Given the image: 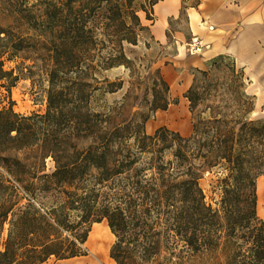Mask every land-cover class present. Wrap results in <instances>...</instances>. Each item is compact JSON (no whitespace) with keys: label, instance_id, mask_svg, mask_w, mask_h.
Returning <instances> with one entry per match:
<instances>
[{"label":"trees","instance_id":"1","mask_svg":"<svg viewBox=\"0 0 264 264\" xmlns=\"http://www.w3.org/2000/svg\"><path fill=\"white\" fill-rule=\"evenodd\" d=\"M158 1L50 0L38 9L31 35L0 26V57L29 52L48 81L43 114L21 115L0 96V167L11 176L0 172V264L85 255L91 223L103 220L114 235L109 256L116 264H264V218L256 210L262 173L246 168L264 125L249 118L256 97L246 91L243 67L221 54L206 70L194 69L184 93L192 117L187 136L164 125L134 133L132 122L111 124L105 112L103 122L93 120V70L126 65V46L155 40ZM2 65L0 59V79L9 73ZM159 80L165 93L155 111L177 102L161 74ZM107 84L114 91L121 82ZM28 148L33 163L17 155ZM48 156L51 173L43 172ZM219 166L230 175L213 205L200 180Z\"/></svg>","mask_w":264,"mask_h":264},{"label":"rangeland","instance_id":"2","mask_svg":"<svg viewBox=\"0 0 264 264\" xmlns=\"http://www.w3.org/2000/svg\"><path fill=\"white\" fill-rule=\"evenodd\" d=\"M49 1L50 0H0V26L8 27L10 25L14 27V31L18 35H31L34 31L33 27L39 26V19L37 17L38 9L49 3ZM196 1L197 0H185V2L182 3L179 15L176 18L169 19L167 24H163L167 34V42H160L157 38H155V40L150 39L147 47L141 40L137 45L126 46L125 52L129 58V62L126 65L121 64L106 69L97 68L93 70L92 73L95 78L90 80L91 86L87 87L91 93V111L99 113L98 116L93 117V120L98 121L97 123L103 122L101 112H105L113 116L111 118V124L132 122V126L135 129L134 133H140V130L143 129L145 125V118L151 117L150 119L154 120L157 111H155L154 106L163 101L165 92L159 80V74L167 81L168 79L163 72L165 69L173 71L175 79L179 81L178 74L180 72L192 74L193 78V71L196 67L191 65V59L198 55L205 59V67L202 68V70H206L208 63L221 54L227 56L225 61L234 60L236 62L235 58L228 53H218L208 56L210 52L191 54L186 51L185 43L190 40L191 36L194 34H191L187 29V15L184 8L194 4ZM158 23L159 21L156 22V24ZM7 57V54L0 57V59L3 60L2 68L9 71L8 76L0 79V96L3 97L2 104L8 105L11 101L14 111L21 115L29 116L35 113H45L48 81L44 64L34 63L32 55L27 51H20L11 58ZM236 65L237 67H241L237 62ZM248 72L249 69H247V73ZM216 73L222 75L219 71ZM13 77H15V79L13 80V85L10 87L9 95H7L8 93L5 85L8 84L9 80ZM113 81L115 83L121 82V85L114 91H108L107 83ZM245 82L246 91L250 95H253L252 91L259 90L257 87L258 84L256 82L251 84L247 76ZM184 93L185 91L177 94V98L171 95L170 97L177 100L176 104H178V107L183 103L186 110L189 111V102L184 98ZM200 108L205 110L204 105H200ZM173 112H177V110ZM202 115L206 116L207 110H205ZM185 117L183 116L182 118L185 119ZM187 118L191 123L192 117L190 111L187 113ZM249 118L258 120L259 125H264V110L261 102L256 100V98L254 109L249 114ZM170 130L176 131L173 128ZM178 133L181 135V132L178 131ZM256 133L257 136L249 147L250 162L246 164V168L251 169V172L260 171L262 174L258 175L256 178V184L260 181L264 186V130L260 129ZM172 145L173 148L177 145L176 140L172 141ZM17 155L22 160L26 159L32 163L34 161V151L30 148L20 151ZM53 170L54 163L52 157L48 156L45 159V169L43 172L51 173ZM0 172L11 179V176L1 167ZM229 175L230 171L221 166L215 167L212 172L204 175L200 183L206 194L207 201L211 202L213 205L220 204L223 196L222 187L224 186L222 179ZM241 198L239 194L237 196L234 195L232 201H238ZM24 202L25 200L21 201V203ZM71 220L74 221V216H71ZM105 222L106 221L103 220L91 223L87 239L83 244L86 249V254L73 257V259L97 257L93 251L98 246L91 240L89 233L92 227L97 224L103 225ZM5 227H7V224ZM101 235L104 240L101 243V249H103L104 252L102 260L104 264H108L112 261L109 256V249L114 241V235L110 234L104 227H101ZM71 259L72 258L51 259L47 263L42 264H60L62 261Z\"/></svg>","mask_w":264,"mask_h":264},{"label":"crops","instance_id":"3","mask_svg":"<svg viewBox=\"0 0 264 264\" xmlns=\"http://www.w3.org/2000/svg\"><path fill=\"white\" fill-rule=\"evenodd\" d=\"M182 3L183 0H160L154 5L156 20L151 27L153 30L157 25L156 22H161V32L158 35L154 33L155 38L160 42H167L163 24H167L169 19L179 15ZM184 9L187 15L188 31L210 43V49L202 53L210 52L208 56L218 53L231 54L244 68L245 75L251 84L254 82L258 84L259 90L252 91V94L261 102L264 110V0H199L196 6L189 5ZM191 63L196 68L205 67V59L199 55L193 57ZM247 69H249L248 73ZM166 70L175 76L173 71ZM178 78L177 86L182 87V92L186 91L192 82V74L180 72ZM168 80L170 95L176 97L179 94L178 87L172 88L170 79ZM177 107L178 104L170 103L167 109H159V111L173 112L177 110ZM148 121L154 120L148 119L145 122V132ZM163 125L171 129L166 122H159L146 133L151 134ZM191 132L192 125L181 135L187 136ZM259 217L264 218V214Z\"/></svg>","mask_w":264,"mask_h":264},{"label":"bare ground","instance_id":"4","mask_svg":"<svg viewBox=\"0 0 264 264\" xmlns=\"http://www.w3.org/2000/svg\"><path fill=\"white\" fill-rule=\"evenodd\" d=\"M161 27H162V24H161V22H159L153 28V33L158 35L162 30ZM163 72H164L165 76L167 77V79H170V83L172 84L171 85L172 88L178 87L177 92L178 93L182 92V90H181L182 87L177 86V80L175 79V76L173 75V73L166 70V69ZM183 100L186 101L185 99H183ZM187 113H189V111L186 110L185 105L183 103H181L180 106L177 107V112L171 111V112L166 113L164 111H159V109H158L156 111V119H154V121H148L146 123V132L151 131L153 129V127L156 124H158L159 122H166L171 128H173L176 131H179L181 133H184L191 126V123H190L189 119L187 118ZM183 116L184 117L186 116L185 119L182 118ZM257 196H258V198H257V214L259 216H261L264 214V186L260 181L257 183ZM101 227L106 228V230L110 234H112V232L110 231L106 222L103 225L97 224L94 227H92V229L89 233V237L99 247V248L96 247V249L93 251V253L95 255H97L96 258H93V257L74 258V259L72 258L71 260L62 261L60 264H104V262L102 260L104 252H103V249H101V246H102L101 243L104 240H103V236L101 235ZM108 264H116V263L112 260Z\"/></svg>","mask_w":264,"mask_h":264},{"label":"built area","instance_id":"5","mask_svg":"<svg viewBox=\"0 0 264 264\" xmlns=\"http://www.w3.org/2000/svg\"><path fill=\"white\" fill-rule=\"evenodd\" d=\"M210 48V43L204 41L197 35L191 36L190 40L185 43V49L191 54H199Z\"/></svg>","mask_w":264,"mask_h":264}]
</instances>
